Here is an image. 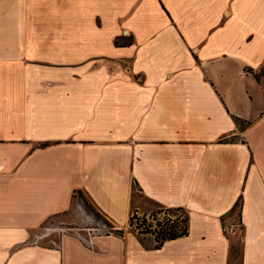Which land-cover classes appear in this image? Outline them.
<instances>
[{
	"label": "crops",
	"instance_id": "obj_1",
	"mask_svg": "<svg viewBox=\"0 0 264 264\" xmlns=\"http://www.w3.org/2000/svg\"><path fill=\"white\" fill-rule=\"evenodd\" d=\"M77 198L122 235L35 237ZM0 264H264V0H0Z\"/></svg>",
	"mask_w": 264,
	"mask_h": 264
},
{
	"label": "rangeland",
	"instance_id": "obj_2",
	"mask_svg": "<svg viewBox=\"0 0 264 264\" xmlns=\"http://www.w3.org/2000/svg\"><path fill=\"white\" fill-rule=\"evenodd\" d=\"M124 40H130V38H127ZM76 197H78V195ZM79 200L80 199L77 198V200L75 199V201H73V206L71 210H69L67 213L61 214L59 216H56V217H53L47 220L41 227L40 231L36 233L37 235H35V237H38V236L41 237L44 233H47V235L42 238V240L44 241L43 244H45L46 246H56L57 244L56 241H59L60 236H61L58 234V231H61L60 232L61 234L62 233H66V234L67 233H74V234L80 233V235H82L83 237H86L89 235L88 233L89 229H92L91 233L95 232V233L105 234V232L108 229L106 225L109 223L102 222V219L97 218V216H95V214L91 211H89L90 213L88 214L87 209L85 210V207L82 205L86 213L92 216V219L86 217L85 211L83 210V208H81L80 202L82 203V201H79ZM86 201L90 206L93 207V205L88 200V198H86ZM164 209L165 208H162L159 206H153V208L151 209L149 213L145 215H138V219H139L138 222L141 221L140 219L144 217L146 219V224L155 225L156 221L153 219V215L155 216V219L163 220L165 218ZM181 214L183 213L181 212L180 215ZM134 223L136 224V221H134ZM94 224L102 225V228H96ZM232 226L235 227L234 233H236L237 230L240 231L241 221L239 220V217L235 216V219L232 221L225 218L223 227L226 229L227 228L231 229ZM131 228L135 230L134 227H131ZM228 229H227V232H228ZM234 233H231V234H234ZM53 240L55 241V243ZM240 252H241V242L235 241L233 245V255L235 259H237L240 256Z\"/></svg>",
	"mask_w": 264,
	"mask_h": 264
},
{
	"label": "trees",
	"instance_id": "obj_3",
	"mask_svg": "<svg viewBox=\"0 0 264 264\" xmlns=\"http://www.w3.org/2000/svg\"><path fill=\"white\" fill-rule=\"evenodd\" d=\"M122 38H117L116 44H130L131 40H125L122 41ZM128 41V42H127ZM253 72V71H251ZM239 121V120H237ZM242 125V122H241ZM87 213L89 214L93 212L97 218H101L102 222H108L106 218L101 216L95 209H93L92 206H90L87 201H85ZM241 202L238 201L237 204L235 205L234 209L231 210L229 213H227L228 216H231L232 213L236 211V207H239L238 211V217L239 220L241 221ZM165 218L163 220L155 219V216L153 215V219L156 221L155 225L153 224H146V219L143 217L141 218L138 222V215L135 212L132 213L130 219H129V226L134 227L135 231H137L139 234H152L155 236V241L156 245L155 247L158 249L160 248L165 241L168 240H175L177 238H181L184 236H187L189 233V218L187 212L181 208H165ZM183 213L180 215V213ZM225 218L224 216L222 217V221L224 222ZM136 221V224L134 223ZM109 223V222H108ZM98 227L102 228V225H97ZM107 228L109 229V232L122 235L123 231L122 230H114L113 226L109 223L106 225Z\"/></svg>",
	"mask_w": 264,
	"mask_h": 264
},
{
	"label": "built area",
	"instance_id": "obj_4",
	"mask_svg": "<svg viewBox=\"0 0 264 264\" xmlns=\"http://www.w3.org/2000/svg\"><path fill=\"white\" fill-rule=\"evenodd\" d=\"M228 229V228H227ZM227 229L225 228V231H227ZM228 232L234 233L235 232V227L232 226L231 229H228Z\"/></svg>",
	"mask_w": 264,
	"mask_h": 264
}]
</instances>
